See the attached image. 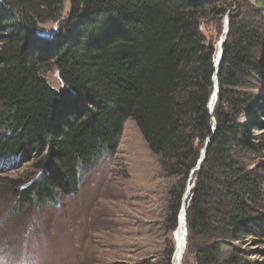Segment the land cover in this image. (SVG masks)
I'll return each instance as SVG.
<instances>
[{
  "label": "trees",
  "instance_id": "obj_1",
  "mask_svg": "<svg viewBox=\"0 0 264 264\" xmlns=\"http://www.w3.org/2000/svg\"><path fill=\"white\" fill-rule=\"evenodd\" d=\"M65 4L0 0V175L31 164L32 174L14 185L22 205L56 204L60 195L78 194L79 165L89 170L117 153L131 119L161 175L176 179L169 205L176 221L213 136L186 203L189 250L198 264H240L238 253L222 258L227 241L252 231L264 202L263 171L249 169L264 148L247 136L264 126L257 120L264 99L253 91L264 82V16H230L211 114L217 49L201 26L222 21L228 0H70L63 19ZM257 4L264 11V0ZM48 22L59 30L40 39ZM51 71L59 88L47 79Z\"/></svg>",
  "mask_w": 264,
  "mask_h": 264
},
{
  "label": "rangeland",
  "instance_id": "obj_2",
  "mask_svg": "<svg viewBox=\"0 0 264 264\" xmlns=\"http://www.w3.org/2000/svg\"><path fill=\"white\" fill-rule=\"evenodd\" d=\"M228 3L230 10L222 21L210 19L201 26L217 53L218 44L227 41L231 15L255 11L264 16L257 0H228ZM70 13V0H66L63 19ZM59 27L60 23L56 22L42 24L37 36L40 39L52 37ZM47 79L55 88L60 87L55 71L48 73ZM253 91L264 99V82L257 83ZM247 120L248 117L243 116L240 122L247 124ZM257 120L264 123V113ZM247 136L258 138L253 143L264 148V126L257 130L251 127ZM82 166L78 168L81 176L78 194L60 195L56 204L40 205L34 201L22 205L14 185L32 174L31 164L7 168L8 171L0 175V264H113L140 263L148 259L165 264L171 256L172 264H176L175 234L182 203L176 221L169 209L176 179L161 175L158 160L137 124L131 119L124 123L116 154L104 155L89 170ZM263 168L264 149L249 164L250 170H261L264 175ZM199 172L190 176L192 189ZM32 183L30 181L24 189ZM260 205L263 206L256 215L252 231L242 239L226 242L223 262L230 254L238 253L240 264H264V202ZM181 264H198L196 251L189 250L188 234Z\"/></svg>",
  "mask_w": 264,
  "mask_h": 264
},
{
  "label": "water",
  "instance_id": "obj_3",
  "mask_svg": "<svg viewBox=\"0 0 264 264\" xmlns=\"http://www.w3.org/2000/svg\"><path fill=\"white\" fill-rule=\"evenodd\" d=\"M228 24H229V20H228ZM229 27V26H228ZM224 43L225 41H221L219 44H218V47H219V51L215 57V73H214V77H213V82H214V90H213V93H212V96H211V99H210V102H209V108L211 110V113H213L214 111V108L218 102V98H219V92H220V84H219V80H218V73L220 71V68H221V64H222V61H223V56H224ZM216 130V121H214V124H213V133L215 132ZM213 140V136H210L206 139L205 141V144H204V147H203V150L201 152V158L199 159V161L197 162V165L196 167L193 169L192 171V175H194L195 172H199L206 160V157H207V153H208V149L210 147V144ZM191 181H189V184L187 186V189L185 191V194H184V197H183V200H182V207L184 204L187 203V200H188V197L191 193V190H192V186H191ZM186 214H187V210H186ZM186 224H187V219H186ZM188 234V233H187Z\"/></svg>",
  "mask_w": 264,
  "mask_h": 264
},
{
  "label": "bare ground",
  "instance_id": "obj_4",
  "mask_svg": "<svg viewBox=\"0 0 264 264\" xmlns=\"http://www.w3.org/2000/svg\"><path fill=\"white\" fill-rule=\"evenodd\" d=\"M186 204L183 205L180 212L179 224L176 231L177 241V252L175 256L176 264H181L183 255L186 250V235H187V224H186Z\"/></svg>",
  "mask_w": 264,
  "mask_h": 264
}]
</instances>
